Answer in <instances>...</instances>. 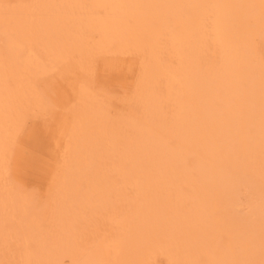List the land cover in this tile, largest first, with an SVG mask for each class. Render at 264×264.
Here are the masks:
<instances>
[{"label": "bare ground", "instance_id": "1", "mask_svg": "<svg viewBox=\"0 0 264 264\" xmlns=\"http://www.w3.org/2000/svg\"><path fill=\"white\" fill-rule=\"evenodd\" d=\"M7 1L0 264H264V0ZM48 115L50 234L8 192L19 134Z\"/></svg>", "mask_w": 264, "mask_h": 264}, {"label": "rangeland", "instance_id": "2", "mask_svg": "<svg viewBox=\"0 0 264 264\" xmlns=\"http://www.w3.org/2000/svg\"><path fill=\"white\" fill-rule=\"evenodd\" d=\"M5 3H8V1L0 0V4ZM262 19L264 21V10L262 12ZM260 33L261 44L264 48V29H262ZM111 69L116 70L115 68ZM117 70H119L118 72L121 71V69ZM53 73L54 77L51 78L52 81L48 90L53 95L54 101L60 105V98L58 97L60 93L59 83H61V78H63L64 74L62 71H60V69ZM114 74L115 73L113 71H110L109 76L106 75V90H109L112 94L120 96L122 95L121 93L123 87L121 84L123 81H118V78L115 77ZM45 77L46 76H43V78ZM59 105H57L58 109ZM43 119H46L48 122L45 121L42 123ZM50 121L55 123L54 118L50 117L49 115L28 119L26 126L21 132L22 134L20 133L18 136V144L20 147L22 148L25 146L24 156L20 157V151L18 150L13 153L10 165V185L8 187V192L10 191V195L14 198L13 201L16 202L13 205L15 208L13 219L20 221L22 226L27 227L26 225H29L31 224L30 222H33L32 216L39 217V220H41L40 224H42L40 227L42 228L43 232L46 233L48 231L49 234L52 232L55 233V227L50 226L49 224L46 225V220H44L47 218L46 205L51 197L50 193H48L49 176L45 174L44 171H42L38 163V159H40L39 157L46 156L49 158L50 163L53 162V160L50 158V155H45L43 152L44 145L48 144V134L41 132L33 125L40 123L48 125ZM20 141L22 143H20ZM33 155L37 159H35ZM241 196L247 201L253 198L252 192L245 188L242 190ZM245 210H247V204L245 205ZM6 255L10 256L8 253ZM8 259L9 261L13 260L12 257ZM67 262L68 260H66V263Z\"/></svg>", "mask_w": 264, "mask_h": 264}]
</instances>
